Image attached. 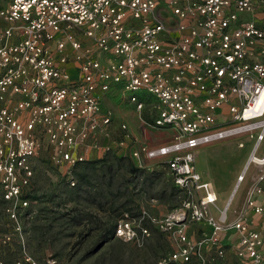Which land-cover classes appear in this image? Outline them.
Wrapping results in <instances>:
<instances>
[{
  "label": "built area",
  "instance_id": "built-area-1",
  "mask_svg": "<svg viewBox=\"0 0 264 264\" xmlns=\"http://www.w3.org/2000/svg\"><path fill=\"white\" fill-rule=\"evenodd\" d=\"M3 2L0 184L14 230L21 233L17 218L29 206L23 190L43 134L48 162L65 169L70 187L78 164L118 150L140 169L155 164L172 181L182 194L175 207L161 216L144 207L135 215L124 211L113 233L137 244L151 236L144 222L153 225L172 247L156 264H218L226 257L225 235L239 261L264 264V234L250 219H264V0ZM116 91L138 114L142 136L170 130L172 137L149 148L122 123L114 141L115 113L104 104ZM141 93L151 100L144 103ZM231 138L252 141L233 186L249 179V189L232 217L235 190L219 208L195 155ZM3 226L0 240L7 244ZM194 227L202 229L198 239L188 233ZM14 264L37 263L26 256Z\"/></svg>",
  "mask_w": 264,
  "mask_h": 264
},
{
  "label": "rangeland",
  "instance_id": "rangeland-1",
  "mask_svg": "<svg viewBox=\"0 0 264 264\" xmlns=\"http://www.w3.org/2000/svg\"><path fill=\"white\" fill-rule=\"evenodd\" d=\"M1 7V5H0ZM144 103L151 100L150 95L138 94ZM105 101V107L111 108L117 113L110 127L113 140H117L122 134L120 124L125 123L130 128L131 134L138 139V144L153 147L164 143L172 137L170 130L152 131L142 136L139 116L134 112L128 101L116 91ZM227 114L226 110L221 111ZM143 118V117H142ZM244 143L243 148L238 143ZM252 141L248 138H231L220 141L210 146L200 147L195 152L196 171L204 179L213 181L217 194V205L223 209L228 196L231 194V186L236 175L248 157ZM264 149L262 144L260 153ZM121 154V155H119ZM119 150L109 152L107 161L96 163L88 170L89 183L84 182L81 188L74 189L79 184L75 176V185L68 186L64 178V168L52 166L48 162V147L46 137L39 136V149L31 160L33 177L31 183L24 188L23 195L29 201V206L20 212L17 223L21 227L19 234L14 230V223L8 221L4 208L5 203L1 196L0 184V222L4 225L3 231L10 236L7 244L0 240V264H13L10 262L24 260L30 257L37 264H156L157 260L171 249V242L157 231L152 230L151 237L140 243H127L112 238L103 243L100 248L88 254L100 241V231H105V222L117 219L120 212L131 210L138 200V195L133 194L127 180L130 178L124 160L116 163V159L125 158L137 167L136 163ZM254 174L256 169L252 166L250 171ZM250 176V175H249ZM158 176L153 183L152 191L161 194L163 199L155 205L161 213H166L179 203L182 194L171 195L167 189L165 179ZM249 179L235 192L227 212L229 216L238 213L248 191ZM102 198L91 202L89 196ZM219 193V194H218ZM179 195V196H178ZM143 197V196H142ZM95 198V197H94ZM143 199V198H142ZM143 203V202H142ZM100 204L101 206H98ZM78 216L80 224L75 225L71 221L72 216ZM87 217V219H86ZM252 225L264 234V219L250 217ZM100 228V229H98ZM194 230V235L200 234ZM226 258L219 264H244L234 259L231 236L223 237ZM24 250V251H23ZM12 261V260H11ZM12 261V262H13ZM14 262V263H15Z\"/></svg>",
  "mask_w": 264,
  "mask_h": 264
},
{
  "label": "trees",
  "instance_id": "trees-1",
  "mask_svg": "<svg viewBox=\"0 0 264 264\" xmlns=\"http://www.w3.org/2000/svg\"><path fill=\"white\" fill-rule=\"evenodd\" d=\"M107 154H105L102 157V159H100V160L86 161V163L78 164L74 168L73 173L75 171L74 174H75L76 178L79 181V184L76 185V187L74 188V189H76V191L81 188L80 184H83L84 182H87V181H88V183L90 182L89 181L90 177H88V170H91L93 165L96 164V163L106 162L107 159H108ZM124 160L128 161L127 165H125L126 171L128 173V176H130V178L127 180V182L133 184V189H134V184H136V182L134 180H137V178L138 179L141 178L142 181H141V184H140L141 187H140L139 191H142L145 194L149 193L148 194L149 198L157 197V198L163 199L164 193L158 194L156 192L151 191L152 190L153 178H155V179L158 178V175H155L156 171L146 172L145 169H140V168L134 166L131 161H129L128 159H125V158L116 159V161H117L116 163H120V162H122ZM119 165H121V163ZM169 190H170L171 195L175 194V190H173L171 188ZM97 194H98V196H94V195L91 196L90 195L88 200H90L91 202L95 203L96 199L102 198L101 197L102 194L99 191L97 192ZM98 206H101V205L98 204ZM131 210H133V209H131ZM131 210H126V211H131ZM122 212H124V211H122ZM122 212H120V214ZM119 216H118V218H119ZM78 218H79L78 216L74 215V216H72L71 221H73L75 223V225H79L80 224V219H78ZM86 219H87V217H86ZM116 220L112 219V221L110 220V221L105 222L107 224V226H105V231H103V232H102V230L100 228H98V229L101 230L100 231V235H99V241L100 242L94 248H91L89 250L88 254H92V253L96 252L103 243L108 242V241H110L113 238V233H114V229H115V226H116V224H115ZM11 260L13 261L14 258H11ZM11 260H10V262L14 264L15 261L12 262Z\"/></svg>",
  "mask_w": 264,
  "mask_h": 264
},
{
  "label": "crops",
  "instance_id": "crops-1",
  "mask_svg": "<svg viewBox=\"0 0 264 264\" xmlns=\"http://www.w3.org/2000/svg\"><path fill=\"white\" fill-rule=\"evenodd\" d=\"M2 4H4V2H3V0H0V5L2 6ZM115 113V112H114ZM117 116V113H115V117ZM115 117H114V119H115ZM128 127V126H127ZM123 134V133H122ZM121 134V135H122ZM117 140H118V138H117ZM119 155H121V154H119ZM127 156H128V154H126ZM122 156H125V155H122ZM128 158L130 159V160H132L129 156H128ZM99 160V159H98ZM89 161H91V160H89ZM133 161V160H132ZM133 162H135V161H133ZM146 170V172H150V171H156L155 172V175H158V176H161V178H163V179H165V183H168L167 185V189L169 188H171V189H173V190H175V193L176 194H178V193H180V191L173 185V183H172V181L169 179V178H166V176L164 175V173L160 170V169H158L157 167H156V165L155 164H153L152 163V165L150 166V169L149 170H147V169H145ZM239 174V173H238ZM237 176L238 175H236L235 176V179H234V181H233V184H232V186H231V194L233 193V191H234V188H233V186H234V184H235V182H236V178H237ZM153 178V177H152ZM162 179V180H163ZM208 181H210L211 183H212V186H213V189H214V185H213V181L210 179V178H208L207 179ZM135 182H136V184H134V189H133V184L132 183H128V185H130V189H131V192L133 193V194H135L136 193V195H138V197H139V199L138 200H135L136 201V203L134 204V206H132L131 208H133V210H131V211H128V212H130L132 215H135L139 210H140V208L141 207H144V208H146L147 209V211H148V213H149V215H156V216H161V215H164V214H166V213H161V212H159L157 209H156V207H155V205L158 203V201H161V199L160 198H157V197H151V198H149L148 197V194L149 193H147V194H145L144 192H142V191H139V189H140V187H141V181H142V179L141 178H137V180H134ZM156 181V179L155 178H153V183ZM153 183H152V189H153ZM147 185V184H146ZM168 189V190H169ZM152 191V190H151ZM154 192V191H153ZM181 194V193H180ZM219 194V193H218ZM231 194L228 196V198H227V200L225 201V203L224 204H226L227 203V201L230 199V197H231ZM143 196V197H142ZM179 196V195H178ZM143 198V199H142ZM151 199H154L156 202L155 203H150V201H151ZM143 202V203H142ZM232 217V216H231ZM252 217V216H251ZM145 223V226H147V227H149L150 228V230H151V234H152V230H155V231H157L156 229H155V227L152 225H150L149 223H147V222H144ZM192 229V228H191ZM191 229H189V231H188V233L192 236V237H195V238H200V234H196V235H194V230H191ZM194 229L195 230H197V231H199L200 230V227H194ZM158 232V231H157ZM159 233V232H158ZM200 233H201V231H200ZM160 234V233H159ZM162 235V234H161ZM164 236V235H163ZM151 237V236H150ZM171 245V244H170ZM172 248V247H171ZM233 248H234V246H233ZM169 251H171V249L169 250ZM230 252H232V254H234V252L232 251V249H231V251ZM169 252H167L166 254H164V255H162V256H165V255H167ZM227 253V252H226ZM161 256V257H162ZM226 258V257H225ZM234 259L236 258V256H235V254H234V257H233ZM237 259V258H236ZM235 259V260H236ZM219 264V263H218Z\"/></svg>",
  "mask_w": 264,
  "mask_h": 264
},
{
  "label": "bare ground",
  "instance_id": "bare-ground-1",
  "mask_svg": "<svg viewBox=\"0 0 264 264\" xmlns=\"http://www.w3.org/2000/svg\"><path fill=\"white\" fill-rule=\"evenodd\" d=\"M235 191H234V194H235V192L237 191V189H234ZM231 200H232V197H231ZM231 200L229 201V206L231 205L230 203H231Z\"/></svg>",
  "mask_w": 264,
  "mask_h": 264
}]
</instances>
